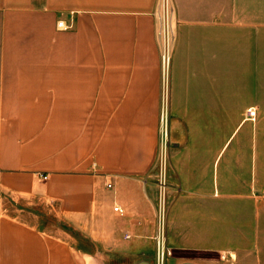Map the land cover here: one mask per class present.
<instances>
[{
    "label": "crops",
    "instance_id": "1",
    "mask_svg": "<svg viewBox=\"0 0 264 264\" xmlns=\"http://www.w3.org/2000/svg\"><path fill=\"white\" fill-rule=\"evenodd\" d=\"M170 4L0 0V264H264V0Z\"/></svg>",
    "mask_w": 264,
    "mask_h": 264
},
{
    "label": "built area",
    "instance_id": "2",
    "mask_svg": "<svg viewBox=\"0 0 264 264\" xmlns=\"http://www.w3.org/2000/svg\"><path fill=\"white\" fill-rule=\"evenodd\" d=\"M158 27L156 38L159 46V54L161 60V71L162 77L166 80L168 79V71L171 62V16L172 8L170 0H158ZM58 27L65 29L62 22L58 23ZM167 135V134H166ZM46 179V177H42ZM115 212L122 214V210L115 206L113 209Z\"/></svg>",
    "mask_w": 264,
    "mask_h": 264
},
{
    "label": "rangeland",
    "instance_id": "3",
    "mask_svg": "<svg viewBox=\"0 0 264 264\" xmlns=\"http://www.w3.org/2000/svg\"><path fill=\"white\" fill-rule=\"evenodd\" d=\"M157 21H158V13H157ZM159 68H160V71H161V60H160V54H159ZM162 73V71H161ZM161 78H162V81L165 83V79L162 77V74H161ZM161 81V82H162ZM161 114V111L159 113V116ZM163 115V116H162ZM162 119L160 120V117H159V120H158V126H157V136H158V148H159V152L160 150H162V146H163V140H165V142L167 141V132L166 130L168 131L167 127H166V123H165V113L163 112L162 113ZM166 127V129H165ZM169 134V133H168ZM219 141V146L222 147L224 146V144L226 143L227 141V138H223V139H220L218 140ZM164 142V145H166ZM230 144V140L225 144V149L229 146ZM157 161L154 162V165H153V169L156 168V163H157V173L160 174L162 177L164 175V162H163V155L160 154L158 155L157 157ZM153 172L155 173L156 172V169L153 170ZM163 174V175H162ZM11 201L5 196V195H1L0 197V208H2L3 210H7L8 212L12 213V211L15 209L10 203ZM45 211H41L39 210V215H41V217H43V221L45 223H47L49 220L46 218L45 216ZM14 214H16L14 212ZM27 217L23 218L26 220ZM197 257H201V258H206V259H215V258H218L219 256L215 255V254H201V256H197ZM160 258H162V253H160Z\"/></svg>",
    "mask_w": 264,
    "mask_h": 264
}]
</instances>
